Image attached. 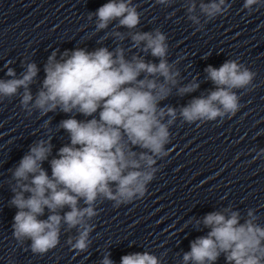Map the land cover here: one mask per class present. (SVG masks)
<instances>
[{
  "label": "clouds",
  "instance_id": "clouds-1",
  "mask_svg": "<svg viewBox=\"0 0 264 264\" xmlns=\"http://www.w3.org/2000/svg\"><path fill=\"white\" fill-rule=\"evenodd\" d=\"M170 6L175 0H156ZM253 6H264V0H244L249 12ZM225 0H208L199 5L200 13L208 20L227 12ZM189 20L200 24L194 13L196 4L189 0ZM96 29L108 28L110 22L134 29L140 24L141 13L133 0H108L96 12ZM91 18V17H90ZM114 35L120 39V32ZM133 47L158 59V63L133 55L126 59L124 49L110 51L100 47L94 51L66 50L61 60L53 53L44 67L45 78L35 98L29 85L38 74L35 63L27 64L20 78L0 79V101L11 98L23 89L20 104L29 115L38 111L41 116L60 111L68 114L58 130L68 134L69 142L52 154L51 136L32 144L18 165L10 170L13 197L10 205L17 209L14 216L13 237L21 244L31 241L34 254H46L60 243L61 226L77 229L78 236L72 249L87 250L89 224L96 211L97 201H112L114 207L130 204L143 198L148 185L159 171L157 163L167 157L166 145L171 142L170 127L177 121V109L161 106L179 81V70L168 60L167 36L156 28L149 32L131 34ZM207 79L216 89L206 97L193 98L179 109V118L192 124L215 121L227 116L231 119L239 111L237 89H248L255 73L237 60H227L220 67L208 65ZM9 77L15 72L9 69ZM193 81L177 89L179 95L195 91ZM34 101V102H33ZM73 113L85 119H77ZM51 119L45 120L48 129ZM48 161L51 175L43 167ZM83 201V207L80 202ZM69 209L61 212L63 209ZM48 210L46 219H41ZM210 212L202 221L210 229L190 243L184 253V264H214L223 254L226 264H264V226L258 223L254 209H248L242 218L239 211L226 209ZM243 219V222L241 220ZM110 255V254H109ZM105 255L101 264H113ZM120 264H160L158 258L147 252L121 257Z\"/></svg>",
  "mask_w": 264,
  "mask_h": 264
}]
</instances>
